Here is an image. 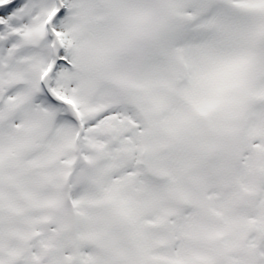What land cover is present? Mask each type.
<instances>
[{
  "label": "snow or ice",
  "instance_id": "snow-or-ice-1",
  "mask_svg": "<svg viewBox=\"0 0 264 264\" xmlns=\"http://www.w3.org/2000/svg\"><path fill=\"white\" fill-rule=\"evenodd\" d=\"M0 264H264V0H0Z\"/></svg>",
  "mask_w": 264,
  "mask_h": 264
}]
</instances>
